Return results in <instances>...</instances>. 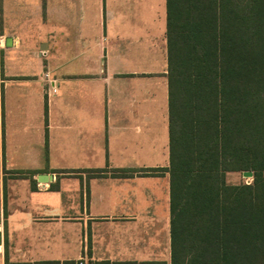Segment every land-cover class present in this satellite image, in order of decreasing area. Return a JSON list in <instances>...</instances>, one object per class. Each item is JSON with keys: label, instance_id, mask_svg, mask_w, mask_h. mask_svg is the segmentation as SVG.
Here are the masks:
<instances>
[{"label": "crops", "instance_id": "crops-1", "mask_svg": "<svg viewBox=\"0 0 264 264\" xmlns=\"http://www.w3.org/2000/svg\"><path fill=\"white\" fill-rule=\"evenodd\" d=\"M168 72L167 0H0V264H173Z\"/></svg>", "mask_w": 264, "mask_h": 264}, {"label": "trees", "instance_id": "trees-1", "mask_svg": "<svg viewBox=\"0 0 264 264\" xmlns=\"http://www.w3.org/2000/svg\"><path fill=\"white\" fill-rule=\"evenodd\" d=\"M233 6L167 0L173 264H264V0Z\"/></svg>", "mask_w": 264, "mask_h": 264}, {"label": "water", "instance_id": "water-1", "mask_svg": "<svg viewBox=\"0 0 264 264\" xmlns=\"http://www.w3.org/2000/svg\"><path fill=\"white\" fill-rule=\"evenodd\" d=\"M244 174L247 176H250L252 174V171H250V170L244 171Z\"/></svg>", "mask_w": 264, "mask_h": 264}, {"label": "built area", "instance_id": "built-area-1", "mask_svg": "<svg viewBox=\"0 0 264 264\" xmlns=\"http://www.w3.org/2000/svg\"><path fill=\"white\" fill-rule=\"evenodd\" d=\"M77 264H85L84 262H82V261H79Z\"/></svg>", "mask_w": 264, "mask_h": 264}]
</instances>
